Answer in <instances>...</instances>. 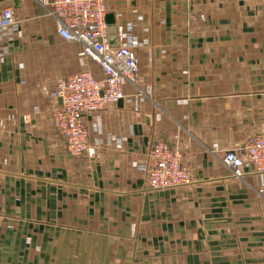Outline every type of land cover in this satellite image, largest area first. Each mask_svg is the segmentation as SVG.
I'll return each mask as SVG.
<instances>
[{"label":"crops","instance_id":"1","mask_svg":"<svg viewBox=\"0 0 264 264\" xmlns=\"http://www.w3.org/2000/svg\"><path fill=\"white\" fill-rule=\"evenodd\" d=\"M106 5L111 26L137 24L148 95L87 116L96 154L71 157L45 89L103 74L33 0H0L22 33L0 45V264H264V176L222 161L264 124V0ZM158 140L182 151L192 184L150 187Z\"/></svg>","mask_w":264,"mask_h":264},{"label":"built area","instance_id":"2","mask_svg":"<svg viewBox=\"0 0 264 264\" xmlns=\"http://www.w3.org/2000/svg\"><path fill=\"white\" fill-rule=\"evenodd\" d=\"M47 16L56 22L60 39L82 45L81 57L92 60L103 76L97 78L91 71L61 77L52 89H45L52 100L61 104L52 113L53 127L65 140V149L71 157L95 155L89 145L87 116L104 111L120 101L138 109L148 93L139 87V57L136 49L142 45L133 33L137 24H117L119 45L111 43L109 9L106 0H33ZM120 13H116V19ZM139 21L143 18L139 17ZM128 24V25H127ZM19 20L11 7L0 8V45L8 39L22 37ZM2 58V56H1ZM215 152H219L217 147ZM243 155L231 150L223 154L224 165L237 179L246 171L264 176V124L245 144ZM153 165L147 168L149 185L165 191L192 184V172L182 151L158 140L149 153Z\"/></svg>","mask_w":264,"mask_h":264},{"label":"water","instance_id":"3","mask_svg":"<svg viewBox=\"0 0 264 264\" xmlns=\"http://www.w3.org/2000/svg\"><path fill=\"white\" fill-rule=\"evenodd\" d=\"M107 20H108V23H109V34H110L111 43L114 46H118L119 45V40H118V37H117V26H116V24L111 26L109 19H107ZM59 102L61 104V100H59Z\"/></svg>","mask_w":264,"mask_h":264}]
</instances>
